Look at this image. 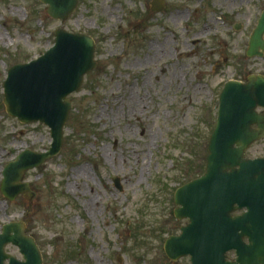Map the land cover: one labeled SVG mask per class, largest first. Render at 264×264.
Instances as JSON below:
<instances>
[{"label":"rangeland","instance_id":"1","mask_svg":"<svg viewBox=\"0 0 264 264\" xmlns=\"http://www.w3.org/2000/svg\"><path fill=\"white\" fill-rule=\"evenodd\" d=\"M153 1L80 0L63 24L40 0H0V189L7 164L52 142L45 125L7 113L8 71L44 56L60 28L96 42L59 156L25 174L37 198L0 191V233L23 221L45 264L191 262L164 251L188 223L174 217L175 192L206 172L226 82L264 75V58L247 56L264 0H167L165 13ZM263 156L264 139L247 154Z\"/></svg>","mask_w":264,"mask_h":264},{"label":"water","instance_id":"2","mask_svg":"<svg viewBox=\"0 0 264 264\" xmlns=\"http://www.w3.org/2000/svg\"><path fill=\"white\" fill-rule=\"evenodd\" d=\"M48 15L63 24L77 12L80 0H40ZM161 10V2L157 3ZM250 41L248 56L264 52V14ZM54 46L30 63L14 65L4 83L7 113L23 124L50 128L52 145L45 152L28 149L5 167L1 191L10 202L23 195L34 202L37 193L25 174L59 156L64 129L73 103L87 75L98 64L96 42L84 33L64 28L55 32ZM262 50V52L260 51ZM249 82L231 81L223 90L216 129L211 135L206 173L179 188L175 217L189 220L181 234L167 240L165 251L173 262L190 257V264H264V157L249 159L251 146L264 139V76ZM120 186V180L115 179ZM242 214H238L241 213ZM17 247L23 260L7 253ZM235 252L236 260H227ZM0 264H44L35 238L23 221L11 222L0 233Z\"/></svg>","mask_w":264,"mask_h":264},{"label":"flooded vegetation","instance_id":"3","mask_svg":"<svg viewBox=\"0 0 264 264\" xmlns=\"http://www.w3.org/2000/svg\"><path fill=\"white\" fill-rule=\"evenodd\" d=\"M156 2H157V0H154L153 2H151V4H150V6L152 7V12L153 13H155V12H157L156 10H158V6L156 5ZM160 2H161V10L163 11V13H165V12H167V10L169 9L168 7H167V5H166V2H167V0H160ZM263 13H262V15L264 14V11H262ZM261 15V16H262ZM240 26L241 25H237V29H240ZM251 38V37H250ZM249 45V44H248ZM263 58H264V54H263ZM249 77V76H248ZM248 77H246V78H244V79H239V78H237L236 80H234V79H232L233 81H241V82H243V83H248ZM230 80H228L227 82H229ZM226 82V83H227ZM226 85V84H225ZM225 85L223 86V88L225 87ZM261 111H264L263 109H261L260 108V110H258V112H261ZM231 255H233V254H231ZM234 258H235V256H234ZM231 259L230 258V256H229V260L230 261H234L235 259Z\"/></svg>","mask_w":264,"mask_h":264}]
</instances>
